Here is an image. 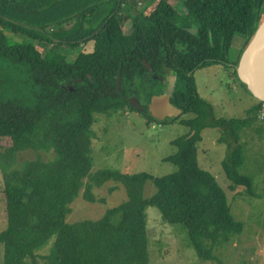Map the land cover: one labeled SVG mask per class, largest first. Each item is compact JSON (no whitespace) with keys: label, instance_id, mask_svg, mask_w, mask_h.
Masks as SVG:
<instances>
[{"label":"trees","instance_id":"16d2710c","mask_svg":"<svg viewBox=\"0 0 264 264\" xmlns=\"http://www.w3.org/2000/svg\"><path fill=\"white\" fill-rule=\"evenodd\" d=\"M125 2L0 0V147L10 140L6 150L0 148L7 211V226L0 232L4 264H149L145 211L150 205L165 222L185 225L204 260L221 264L214 250L243 230L216 177L198 165L197 143L210 104L198 96L194 73L213 63L228 66L232 42L240 34L238 63L264 17V0H181L184 14L169 0H156L136 13ZM128 24L134 27L130 33ZM192 26L196 34L186 29ZM144 60L157 76L171 69V103L183 113L196 112L191 119H169L190 128L172 140L176 152L165 158L177 170L163 176L112 169L91 173L94 114L139 109L130 99L137 86L145 88L148 101L163 93L165 83L151 77L146 83ZM233 73L240 81L235 68ZM261 104L254 107L256 119ZM253 120L209 122L225 126L221 139L229 145L223 162L229 188L244 186L251 195L253 180L239 171L245 161L239 140ZM28 149L39 157L12 168L16 155ZM40 151L52 152V158L42 159ZM110 180L125 186L126 201L99 219L66 221L84 185L85 198L94 201L93 186ZM148 180L156 192L144 198Z\"/></svg>","mask_w":264,"mask_h":264},{"label":"rangeland","instance_id":"374dc122","mask_svg":"<svg viewBox=\"0 0 264 264\" xmlns=\"http://www.w3.org/2000/svg\"><path fill=\"white\" fill-rule=\"evenodd\" d=\"M154 1L156 0H127L125 3L126 7L135 6L136 13L147 10ZM169 1L181 13L185 12L181 0ZM132 29L131 24H128L127 33ZM34 43L40 46L46 45L39 40H35ZM243 43L244 38L237 34L230 50L231 65L213 63L194 73L198 96L210 104L205 118L207 127L201 131L202 140L197 143L198 165L216 177L217 182L226 192L233 217L243 223L240 234L214 250L221 264H264V119L259 117L256 119L254 107L258 104V100L233 73L234 59L238 57ZM87 49L84 46V51H88ZM76 53L78 50L75 51ZM73 56L72 53L71 58ZM173 81L174 76L169 74L166 77L168 93L173 90ZM248 116L254 120L240 132L239 143L243 146L245 161L239 171L252 178L254 195L247 194L244 186L236 187L235 190L229 188L231 181L223 168L229 145L223 137L221 139L222 134L226 133L223 131L225 126L209 123L212 119L222 122ZM180 117L191 119L196 117V112H182ZM163 121L165 122L150 120L139 109L120 108L107 113L96 112L92 125L94 136L91 144V173L100 169H112L126 174L148 172L154 176H163L176 171L177 166L166 161L165 158L176 152L172 140L189 133L190 128L177 119ZM9 145V139L2 140L0 148L4 151ZM39 154L42 159H50L53 155L52 152L43 151ZM38 157V153L32 149L20 151L11 167H20L25 161ZM3 179L0 164V232L7 226ZM88 180L87 177L84 181ZM85 190L86 185L71 203V212L66 218L68 223L99 219L108 209L128 199L125 186L114 180L107 181L100 187L93 186L94 201L85 198ZM155 192V185L148 180L144 186L143 197L149 198ZM145 213L149 264H220L218 261L199 257L184 224L165 222L160 210L153 205L147 206ZM54 239L55 237H52L51 245ZM48 250L49 247L41 252L45 254ZM0 264H4V245L1 242Z\"/></svg>","mask_w":264,"mask_h":264},{"label":"water","instance_id":"95a60500","mask_svg":"<svg viewBox=\"0 0 264 264\" xmlns=\"http://www.w3.org/2000/svg\"><path fill=\"white\" fill-rule=\"evenodd\" d=\"M188 31L196 34L197 27L188 28ZM210 38L212 39L211 33ZM143 63L149 71H152L147 61L144 60ZM234 67L240 82L248 92L258 101L264 102V17ZM116 85L119 90L120 74L117 75ZM170 96L171 93L168 92L153 96L148 107L150 115L160 121L179 117L183 110L170 102ZM131 104L136 108L139 107L134 101Z\"/></svg>","mask_w":264,"mask_h":264},{"label":"flooded vegetation","instance_id":"af4514ba","mask_svg":"<svg viewBox=\"0 0 264 264\" xmlns=\"http://www.w3.org/2000/svg\"><path fill=\"white\" fill-rule=\"evenodd\" d=\"M175 8H176V6H174ZM178 10V9H177ZM179 11V10H178ZM180 12V11H179ZM181 13V12H180ZM185 12H183V13H181V14H184ZM132 26V25H131ZM133 27V26H132ZM192 27H194V26H192ZM192 27H186V29L188 30V28H192ZM133 29H134V27H133ZM132 29V30H133ZM132 32V31H131ZM233 42H234V40H233ZM233 42H232V45H233ZM232 45H231V47H232ZM179 47H181V46H179ZM231 50V49H230ZM229 54H230V52H229ZM232 63V62H231ZM230 64V63H229ZM148 69V68H147ZM161 75L160 76H157V75H155V73L153 72V69H152V71H149V69H148V73H146V75H144V77H145V81H146V83H147V81L150 79V77L151 78H154V79H157V80H159L161 83H165V88H163V93H161V94H164V92H167L166 90H167V83H166V77L169 75V74H171L172 76H174V74H173V71L171 70V69H169V68H167V67H165L162 71H161V73H160ZM174 84L173 85H175V76H174ZM136 85H139V84H136ZM119 87H120V85H119ZM173 88H174V86H173ZM137 89L139 90L137 93L135 92V93H133L132 95H130V99H132V101H134L135 103H137V105L139 106L138 108L143 112V114H145V115H147V114H149L150 115V113H149V103H150V101H151V99H152V97L153 96H155V95H161V94H157V93H155V94H152L151 96H150V99H149V101L147 100V96H146V93H145V88L143 89V88H141V87H138L137 86ZM171 92H172V90H171ZM170 92V93H171ZM170 98H171V96H170ZM143 100V101H142ZM171 102V101H170ZM153 117V116H152ZM170 119H172V118H170Z\"/></svg>","mask_w":264,"mask_h":264},{"label":"built area","instance_id":"2783aa9c","mask_svg":"<svg viewBox=\"0 0 264 264\" xmlns=\"http://www.w3.org/2000/svg\"><path fill=\"white\" fill-rule=\"evenodd\" d=\"M259 118L264 119V102H262L259 112H258Z\"/></svg>","mask_w":264,"mask_h":264}]
</instances>
